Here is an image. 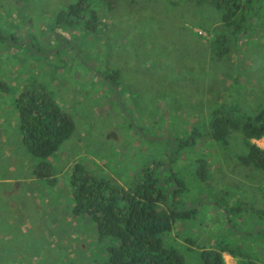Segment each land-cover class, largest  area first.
<instances>
[{"label":"rangeland","instance_id":"obj_1","mask_svg":"<svg viewBox=\"0 0 264 264\" xmlns=\"http://www.w3.org/2000/svg\"><path fill=\"white\" fill-rule=\"evenodd\" d=\"M74 1L0 0V83L7 87L0 89V154L13 158L0 157V167L13 164L12 175L25 181L13 191L10 178L0 176V264H101L111 242L97 238L86 216L71 215L68 168L81 164L126 187L166 152L153 139L172 142L192 129L201 136L173 170L185 186L183 200L197 212L175 222L162 241L185 264H200L198 248L217 241L247 247L241 233L263 225L256 212L264 213V172L238 162L245 153L238 133L225 144L202 135L222 101L245 115L264 107V33L256 27L258 36L234 38L212 8L191 0H115L110 10L106 0H89L98 18L93 33L79 24L56 27L57 13ZM213 29L226 36L221 58L208 47ZM110 72L118 73L115 86L105 79ZM31 83L45 87L73 120L70 137L48 159L56 172L53 187L32 178L36 161L18 142L13 101ZM252 142L264 148V139ZM197 159L205 163L204 181L196 177ZM26 218L25 226L10 230Z\"/></svg>","mask_w":264,"mask_h":264},{"label":"trees","instance_id":"obj_2","mask_svg":"<svg viewBox=\"0 0 264 264\" xmlns=\"http://www.w3.org/2000/svg\"><path fill=\"white\" fill-rule=\"evenodd\" d=\"M191 1L197 6L212 8L218 14L221 28H229L234 38L245 33L258 36L254 34L256 27L264 33V0ZM88 2L75 0L68 4L57 13L55 26L69 28L79 24L84 31L93 33L98 27V18ZM105 2L108 10L115 5V0ZM208 33L210 51L216 58L223 57L227 52L225 33L220 29ZM9 43L14 44V39H9ZM108 76L105 79L115 86L112 79L116 81L118 73L110 72ZM0 89L6 91L7 87L0 83ZM13 106L19 145L36 161L31 176L53 187L56 172L48 159L70 137L73 120L42 85L31 83L18 91ZM204 130V139L220 144H225L231 133H238L245 146V153L237 157L238 162L264 172V148L252 142L264 138V107L245 115L240 114L230 101H222L211 110ZM194 131L192 129L187 137L172 142L153 139L164 144L166 152L159 160H151L140 168L126 187L115 185L110 178L81 164H72L68 168L71 215L75 218L86 216L93 222L97 238L111 242L101 264H185L183 255L173 246L164 245L162 238L175 222L189 221L197 212L193 204L183 200L186 189L173 170L175 162L180 160L179 154L201 136L196 134L194 137ZM204 164L200 159L194 163L199 181L207 177ZM221 209L223 214H228ZM230 210L232 214L234 209ZM256 217L263 225L239 236L247 247L240 248L237 243L230 247L221 241L208 248L199 247L200 264H225L223 254L234 259L236 264H264V213L256 212ZM254 250H258L259 255Z\"/></svg>","mask_w":264,"mask_h":264},{"label":"crops","instance_id":"obj_3","mask_svg":"<svg viewBox=\"0 0 264 264\" xmlns=\"http://www.w3.org/2000/svg\"><path fill=\"white\" fill-rule=\"evenodd\" d=\"M261 139H264V138H261ZM254 141H256V140H254ZM21 147V146H20ZM10 156L11 155H9L8 153H6V154H0V157H2V159H1V161L4 159V158H10ZM11 158H12V156H11ZM13 159V158H12ZM0 168H6L7 169V174L5 175V174H3V172L4 171H2V170H0V176H5V177H9L10 178V180H9V182L10 183H12L13 184V186H12V188L14 189L13 191H17V189L19 188V186H20V184H22V183H24L25 181L24 180H21V179H19L18 177V175H12V173L14 172V170H15V167H14V165L13 164H11V165H6V166H2V167H0ZM33 178V177H32ZM30 183H34V182H32V181H30L29 182V184ZM29 184L27 185V186H29ZM10 189L9 188H6V190H5V192H4V196H8V195H10V191H9ZM0 194H1V192H0ZM36 202V201H35ZM24 214V213H23ZM9 218H11L10 216H7L5 219H6V221L7 222H9ZM28 219L26 218L25 220H24V222L22 223V224H17V225H11L10 224V230H12V229H14V230H19L20 228H19V225H20V227L22 228V226H25V224H26V221H27ZM32 222H34V221H32ZM223 256V255H222ZM227 256V255H226ZM229 257V256H228Z\"/></svg>","mask_w":264,"mask_h":264}]
</instances>
